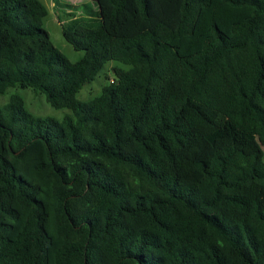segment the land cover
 I'll return each instance as SVG.
<instances>
[{
	"label": "trees",
	"instance_id": "obj_1",
	"mask_svg": "<svg viewBox=\"0 0 264 264\" xmlns=\"http://www.w3.org/2000/svg\"><path fill=\"white\" fill-rule=\"evenodd\" d=\"M91 1L70 62L41 1L0 0V93L69 110L0 105V264H264V0Z\"/></svg>",
	"mask_w": 264,
	"mask_h": 264
},
{
	"label": "rangeland",
	"instance_id": "obj_2",
	"mask_svg": "<svg viewBox=\"0 0 264 264\" xmlns=\"http://www.w3.org/2000/svg\"><path fill=\"white\" fill-rule=\"evenodd\" d=\"M46 9L47 13L43 18L42 26L48 33L49 39L53 46L59 50L70 62H74L83 55L82 50H74L62 37L60 31V22L58 19L65 18V12L71 9L75 14H80L85 5H89L95 9V5L91 0H39ZM68 5V6H67ZM71 6V7H70ZM74 7V8H73ZM112 62H108L103 70L98 72L95 77L88 83L84 84L77 92L76 97L85 100L99 91L100 86L105 82L104 74H110L109 67ZM10 94H17L24 100L25 107L36 116H52L61 118L65 113L69 112L65 108L51 107L39 93L33 92L30 89H21L18 87H9L3 93H0V105L4 104ZM197 155L195 158L204 159L209 154V146L200 141L197 143ZM253 150L261 151V146L256 139H252L245 147V152ZM264 160V156H263Z\"/></svg>",
	"mask_w": 264,
	"mask_h": 264
}]
</instances>
